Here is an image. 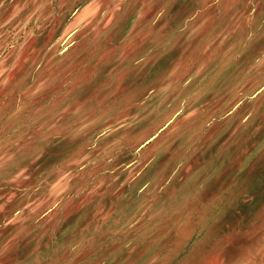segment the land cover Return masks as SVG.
Returning <instances> with one entry per match:
<instances>
[{"label":"rangeland","instance_id":"1","mask_svg":"<svg viewBox=\"0 0 264 264\" xmlns=\"http://www.w3.org/2000/svg\"><path fill=\"white\" fill-rule=\"evenodd\" d=\"M0 264H264V0H0Z\"/></svg>","mask_w":264,"mask_h":264},{"label":"crops","instance_id":"2","mask_svg":"<svg viewBox=\"0 0 264 264\" xmlns=\"http://www.w3.org/2000/svg\"><path fill=\"white\" fill-rule=\"evenodd\" d=\"M84 12H87V8L83 9ZM83 13V12H82Z\"/></svg>","mask_w":264,"mask_h":264}]
</instances>
